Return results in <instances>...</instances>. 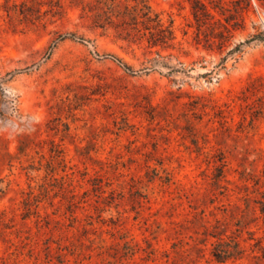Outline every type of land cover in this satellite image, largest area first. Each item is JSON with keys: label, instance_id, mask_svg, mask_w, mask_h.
I'll return each instance as SVG.
<instances>
[{"label": "rangeland", "instance_id": "rangeland-1", "mask_svg": "<svg viewBox=\"0 0 264 264\" xmlns=\"http://www.w3.org/2000/svg\"><path fill=\"white\" fill-rule=\"evenodd\" d=\"M213 1L222 52L189 0L166 48L134 0H0V264H264V41L222 60L264 0Z\"/></svg>", "mask_w": 264, "mask_h": 264}, {"label": "trees", "instance_id": "trees-1", "mask_svg": "<svg viewBox=\"0 0 264 264\" xmlns=\"http://www.w3.org/2000/svg\"><path fill=\"white\" fill-rule=\"evenodd\" d=\"M189 1L199 36L200 34H205L207 41L205 46L211 48L212 44L216 43L221 52L225 51L230 45L232 30L241 27L238 26V18H235V20L226 19L225 23L219 17V15H222V8L216 5L213 0ZM114 6L112 4L110 7L113 8ZM116 16L119 19L117 25L121 27L122 33L125 32L128 36L134 32L142 33L143 36L148 34L147 40L151 46L166 48L173 45L175 40L174 21L171 20L169 24H166L160 14L153 11L148 0H134V4H125L124 9L118 10ZM254 41H264V38L256 34L236 44L228 50L227 55L222 59L223 62H226L229 57L240 55L244 51V46ZM158 54L160 57H164L161 52ZM127 68L131 69L129 66ZM182 71L185 72L186 70L173 67L169 73Z\"/></svg>", "mask_w": 264, "mask_h": 264}]
</instances>
